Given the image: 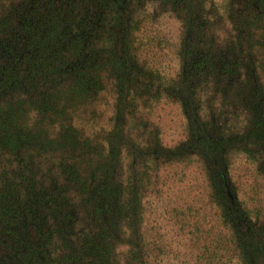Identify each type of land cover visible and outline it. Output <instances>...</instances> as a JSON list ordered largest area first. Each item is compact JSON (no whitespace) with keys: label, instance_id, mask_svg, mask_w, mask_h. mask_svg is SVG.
Returning a JSON list of instances; mask_svg holds the SVG:
<instances>
[{"label":"trees","instance_id":"obj_1","mask_svg":"<svg viewBox=\"0 0 264 264\" xmlns=\"http://www.w3.org/2000/svg\"><path fill=\"white\" fill-rule=\"evenodd\" d=\"M244 166L264 182V0H0V264H264Z\"/></svg>","mask_w":264,"mask_h":264},{"label":"rangeland","instance_id":"obj_2","mask_svg":"<svg viewBox=\"0 0 264 264\" xmlns=\"http://www.w3.org/2000/svg\"><path fill=\"white\" fill-rule=\"evenodd\" d=\"M239 175L240 177L233 179V183L238 191V199L241 200L244 198L246 201H251V203L260 199L262 204H264V182L262 178L257 175L255 168L252 166H244ZM185 184H188V186L185 187ZM195 190L196 185L190 182V180L183 183L178 182L173 189H166L165 196L167 197V208L169 209V214H166V217L171 215L176 216L177 214L182 213V211L190 205V202H192L188 197L189 193ZM174 210H176V212H174ZM186 211H188L184 215L186 221L181 223L177 219H174L172 223L176 224L175 227H173L174 229L180 230V236L183 240L178 241L180 238L177 239L178 246L181 255H183V253L187 254V257L185 256L184 260H188L189 263L194 255L195 249L201 243V240L197 235L200 237L205 235L209 232V226L202 223L204 222L205 217L202 211H198L197 209ZM259 212L262 213L261 219H264V210H260ZM228 232L226 231L225 233ZM231 245L232 244L227 242V244L223 243L219 248L218 243H215L214 246L216 247L214 248V253L219 256H227L226 264H242L238 253L232 251ZM200 261L204 263L202 259H200Z\"/></svg>","mask_w":264,"mask_h":264}]
</instances>
